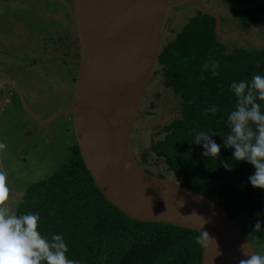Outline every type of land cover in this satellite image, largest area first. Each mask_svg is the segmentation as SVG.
<instances>
[{
    "label": "trees",
    "instance_id": "1",
    "mask_svg": "<svg viewBox=\"0 0 264 264\" xmlns=\"http://www.w3.org/2000/svg\"><path fill=\"white\" fill-rule=\"evenodd\" d=\"M223 1L241 5L261 1L238 11L243 28L256 23L264 12V0ZM158 60L165 87L179 95L180 118L163 128L161 139L151 141L149 152L155 161L162 159L165 172L178 183L207 196L230 219L252 232L256 219L264 222V190L248 183L252 167L231 161L232 150L222 144L220 156L234 163L232 171H225L217 160L201 155L203 149L193 144V135L194 131L215 133L212 139L222 143L229 131L227 115L236 104L230 85L250 81L253 74L264 75V48L241 45L227 51L214 33V20L198 12ZM213 60L219 65L215 75L206 69ZM260 103L264 111V102ZM212 106L218 108L215 114L205 111ZM140 162L148 165L149 157L143 154ZM159 173L156 175L162 177ZM16 212L38 214L40 233L47 239L61 235L68 258L78 264H200L201 237L197 232L126 217L96 189L76 144L69 147L68 157L58 170L29 185ZM241 217H245L244 222Z\"/></svg>",
    "mask_w": 264,
    "mask_h": 264
},
{
    "label": "water",
    "instance_id": "2",
    "mask_svg": "<svg viewBox=\"0 0 264 264\" xmlns=\"http://www.w3.org/2000/svg\"><path fill=\"white\" fill-rule=\"evenodd\" d=\"M189 3L214 20L217 37L247 40L264 48L263 40L247 32L221 30V13L198 0H70L78 50L69 105L38 121L19 90H14L37 122L47 124L62 115L70 119L81 161L107 203L133 221L197 232L200 264H238L246 258L239 251L242 243L248 241L256 253L248 234L210 198L175 179L147 172L130 152L141 107L161 66L158 59L167 17ZM7 94L2 95L0 106Z\"/></svg>",
    "mask_w": 264,
    "mask_h": 264
},
{
    "label": "rangeland",
    "instance_id": "3",
    "mask_svg": "<svg viewBox=\"0 0 264 264\" xmlns=\"http://www.w3.org/2000/svg\"><path fill=\"white\" fill-rule=\"evenodd\" d=\"M5 1L12 3L13 7L16 5V14L19 20L14 19L17 21V28L13 31L12 24L6 22V18L9 17L8 6H5L3 9L1 7V3H5ZM14 1L20 3L25 2V0H0V16L4 23V26L0 28V77L3 71L4 77H8L9 80H15L16 77L25 79L23 85L29 93L23 90L22 94L25 103L27 101L29 104L30 111L34 110L37 113L41 112V115H44L47 111L49 113L52 112L53 115L57 114L62 111L61 105H67L70 99V96L69 99L63 98L62 88L59 87L63 86L64 82L69 86L70 83L72 84L77 63L76 51L78 47L73 31L70 0H58L62 1L61 4L52 0H27L28 4L25 9H20L17 3H13ZM188 5L185 4L181 7L191 10V6L189 5V7ZM181 7L176 8L177 10H173L174 14H172L173 16L170 20V22L173 21V23L168 22L167 25H165L162 37L163 49L170 41L175 39L176 34L189 19V13L186 15H182L181 12L178 13ZM173 11L171 12L173 13ZM193 12L194 11H192L191 15ZM234 15L235 12L231 14V16ZM229 17L228 15L222 17L221 30H223L225 22ZM17 29L20 30L19 33ZM219 39L220 42L226 46L227 51L231 52L232 49L236 48V39ZM1 42L4 48H2ZM243 42V46H254L247 40H243ZM6 58L8 61L12 60L13 65L4 69L5 66L8 65L3 64ZM17 64L20 66L17 67ZM161 69L162 67L158 66L156 75L151 82L150 89H152V87L157 89V86L161 85L160 78L163 77ZM46 80L47 82L45 83ZM36 81H38L37 84H35ZM32 84L36 87H33ZM32 89L34 90V95H37L40 91L41 93L39 94L42 96L39 98H37V96L36 98H32ZM168 89L169 92L172 91L171 88ZM54 91L55 95L52 94ZM174 95L176 97L179 96L176 94ZM46 100L49 102L50 108L48 110L45 107V104L48 103L45 102ZM14 102V105L17 104V108H15L11 115L9 116L8 113L3 117L2 115L0 116V143L9 145V151L14 153H3L4 150L0 149V170L6 173L9 198L12 197L13 200L20 201L21 195H24L29 185L43 181L64 164L69 154L68 146L71 143L72 130L70 129L71 122L69 118L62 115L56 118L53 123L47 127L53 142L50 139L49 143L47 142L48 144L46 142L43 144V139L33 136L34 140L27 138L25 143V145L31 146L21 149L17 146V141L24 143V139H22L23 130L20 128L24 125V120L28 118H26L27 115L21 105L19 96L15 98ZM180 102L181 101L177 100V98L173 100L172 113H170L172 118H180ZM177 109H179V114ZM167 117L168 115H165V118ZM162 120L163 119H159L157 123L161 124ZM163 124L167 125L168 123L166 124V122H164ZM33 133H35L34 129ZM163 133L162 131L160 137H157L156 140L161 139L164 135ZM147 142L146 137H144L143 140L141 139L140 142L141 147L144 149L143 154L149 157V164L144 166L146 171L153 174H158L159 171L160 176L173 179V176L169 172H165L162 159L155 161L154 155L149 152V149H145L144 146ZM135 143L136 139L134 136L130 152L132 155L134 153V155L137 156L135 154ZM24 150L26 152H24ZM241 218L240 220L244 222L245 217ZM236 224L244 233L248 234L251 244L254 250L257 251V254H264V232H248L246 230L247 227L242 225L241 222L237 221Z\"/></svg>",
    "mask_w": 264,
    "mask_h": 264
},
{
    "label": "clouds",
    "instance_id": "4",
    "mask_svg": "<svg viewBox=\"0 0 264 264\" xmlns=\"http://www.w3.org/2000/svg\"><path fill=\"white\" fill-rule=\"evenodd\" d=\"M218 66L213 60L206 69L210 68L215 75ZM230 89L236 104L227 115L229 131L222 143L218 145L212 139L215 133L194 131L193 144L202 147L201 155L217 160L225 171H232L234 163L220 156L221 145L231 149V161L252 167L248 183L254 189L264 190V111L260 103L264 102V75L253 74L250 81H233ZM205 111L215 114L218 108L212 106ZM6 180V173L0 170V264H78L68 258V247L61 235L54 234L47 239L40 233L38 214H17L16 201L9 198ZM262 223L256 219L252 231L264 232ZM239 251L246 258L238 264H264V254L251 252L248 241L239 246Z\"/></svg>",
    "mask_w": 264,
    "mask_h": 264
},
{
    "label": "flooded vegetation",
    "instance_id": "5",
    "mask_svg": "<svg viewBox=\"0 0 264 264\" xmlns=\"http://www.w3.org/2000/svg\"><path fill=\"white\" fill-rule=\"evenodd\" d=\"M52 1H57L59 4H61L62 3V1H58V0H52ZM66 1V0H65ZM170 1H173V0H170ZM198 1H200L204 6H206V7H208V8H210V9H212V10H215L217 13H221V17H220V21H221V23H222V17L223 16H225V15H228V20L225 22V26H224V28H223V31H231V32H235V33H243V32H247V33H249L250 35H252V36H254V37H256V38H258V39H260V37H263L264 36V32L263 31H261V32H256V31H251L250 29H251V27L253 26V25H251L250 27H248V28H243L242 26H241V23H240V21H239V23H240V28H241V30L242 31H240V32H238L239 30L237 29V26H235V24H234V20H235V17H237L238 18V15H237V12L240 10V9H236L235 8V6H236V4H227L226 2H224L223 0H198ZM254 2H259V3H261V1H254ZM13 3H17V6H19V8L20 9H25L26 8V6H27V0H25V2H13ZM253 3V2H252ZM251 4V3H250ZM1 7H2V9L5 7V6H8V11H9V13H8V16L9 17H7L6 18V22H8V23H11L12 24V26H13V29H12V31L15 29V26H16V24H17V21L16 20H19V18H18V16H17V14H16V8H15V6L13 7V4L12 3H10V2H8V1H5V3H1ZM186 5H188V4H186ZM189 5L191 6V10L192 11H194L193 12V14L191 15V13H192V11L191 10H189V9H185V8H183V7H181L180 8V10L178 11V13L179 12H181L182 13V15H186V14H188L189 13V18H191V17H193L194 15H196L198 12H200V11H198V9H197V7L196 6H194L193 4H190L189 3ZM188 5V6H189ZM189 6V7H190ZM12 7H13V9H12ZM18 9V8H17ZM20 9H19V11H20ZM184 9H185V11H184ZM177 10V9H176ZM233 12H235V15L234 16H231V14L233 13ZM18 13V12H17ZM175 13H177V12H175ZM172 14H174V11H173V13L171 12L170 14H169V17H167V23L168 22H170V20L172 19ZM12 15V16H11ZM40 15H42V14H40ZM51 15V14H50ZM45 17V16H44ZM14 19H16V20H14ZM0 20H2L1 19V16H0ZM172 23H173V21H171ZM170 22V23H171ZM167 23L165 24V25H167ZM237 24V23H236ZM1 28V27H0ZM73 31H74V28H73ZM227 39V38H226ZM232 39V38H231ZM232 40H235V39H232ZM236 41V43H235V45H236V48H238V46H241V45H243V40H235ZM42 62V61H41ZM4 64V63H3ZM31 65H34V64H31ZM8 65H6L5 66V68L7 69L8 67H7ZM2 67V66H1ZM40 67V66H39ZM2 71V70H1ZM19 73V72H18ZM73 78H74V76H73ZM11 80V81H10ZM8 79V77H4V75H3V71H2V75H1V81L4 83H2L1 81H0V100H1V97H2V95L5 93V91H8V94H7V97H6V99H5V101H4V103L0 106V116L2 115V117L3 116H5V115H7L8 113H9V116L11 115V113L15 110V108H17V104H15L14 105V100H15V98H17V93H16V91L14 90V88H16V89H18V87H19V85H18V82H16L14 79ZM14 81V82H13ZM11 83V84H10ZM72 83H73V79H72ZM71 84V83H70ZM17 86V87H16ZM19 90V89H18ZM19 92L21 93V95H22V97H23V99H24V96H23V94H22V92H21V90H19ZM36 98V97H35ZM24 101H25V99H24ZM45 102H48V100H46ZM26 104H27V106H28V108H29V104L27 103V101H26ZM45 104V103H44ZM69 105V102H68V104L67 105H61L62 106V108L64 109V108H66L67 106ZM19 106V105H18ZM45 107L47 108V110L50 108L49 107V102L47 103V104H45ZM30 109V108H29ZM32 111V113L37 117V119H38V121H45V120H47L50 116H52L53 114H52V112L51 113H49L48 111V113L46 112V113H44V115H41L40 113H37L36 111H34V110H31ZM24 112L26 113V118H28V119H26V120H24V125L20 128L21 130H23V133H22V135H23V137H22V139H24V143H21L20 141H17V143H18V147L19 148H21V149H25L26 147H29V146H31V145H25V143H26V140H27V138H30L31 140H34V138H33V136H36V137H39L40 139H43V144H44V142H48L49 143V141H50V139L52 140V137L49 135V129H47V127L48 126H50L51 125V123H53V121L55 120H52V121H50V122H48L47 124H41V123H39V122H37L32 116H30L25 110H24ZM43 112V111H42ZM29 120V121H28ZM70 120V119H69ZM27 122V123H26ZM33 129L35 130V133H33ZM70 129H71V127H70ZM72 136V139H70L71 140V143H70V145L68 146V149H69V147L71 146V145H73V144H75V142H74V138H73V135H71ZM42 137V138H41ZM52 142H53V140H52ZM58 142V141H57ZM47 143V144H48ZM46 144V145H47ZM0 146H2V147H0V149H3L4 151H3V153H10V154H14V153H11L10 151H9V148H10V146L9 145H7V144H5V143H0ZM132 150V149H131ZM1 152V151H0ZM24 152H26L25 150H24ZM2 153V154H3ZM133 156H134V158L137 160V162L139 163V164H143V163H141L140 162V159L137 157V156H135L134 155V153H133ZM144 166H145V164H143ZM22 197H23V194L21 195V200L20 201H18V200H14V201H16V208H17V206H18V204L22 201ZM10 199H12L13 200V198L11 197ZM256 251V250H255ZM256 253H257V251H256Z\"/></svg>",
    "mask_w": 264,
    "mask_h": 264
},
{
    "label": "crops",
    "instance_id": "6",
    "mask_svg": "<svg viewBox=\"0 0 264 264\" xmlns=\"http://www.w3.org/2000/svg\"><path fill=\"white\" fill-rule=\"evenodd\" d=\"M237 15H238V12H237ZM234 24H235V26H237V29L239 30L238 32L242 31L240 28V23H239L237 17H235ZM3 26H4L3 20H0V27H3ZM15 28H17V26H15ZM250 30L256 31L257 33L260 31L264 32V12L259 14L258 21L253 24V26L251 27ZM17 32L19 33L20 30L17 29ZM260 40L264 41V36L260 37ZM1 44H2V42H1ZM2 48H4L3 44H2ZM4 64H8L7 67H11L13 65V61L12 60L8 61L6 58V60H4ZM19 66L20 65L17 64V67H19ZM4 69H6V68H4ZM0 79H1V77H0ZM24 80L25 79H19L18 77H16V79H15V81L18 82V85H19L18 89L21 90V92L24 90L25 92L29 93L28 90H26V88L23 85ZM46 82H47V80L45 81V83ZM160 82H161V85L160 86L158 85L157 89H155L153 87H152V89H149V93L146 96L145 101L141 107L139 119L137 120L136 125H135L134 130H133L132 142H133V139L135 136V139H136V143H135L136 152H135V154L137 155L138 158L140 157L139 159H141V157L143 155V150H144L140 144L141 139L143 140L144 137L147 138L148 142L144 147H145V149H149L151 141H157L156 140L157 137H160V133H162L163 128L166 126L163 123L166 122V124L167 123L169 124V122H172L173 120L178 119V117L172 118L170 116V113H172L171 111H172L173 100L175 98H177V100H180L179 96L176 97L172 91L169 92V89L167 87H165V85H164L163 77L160 78ZM37 83H38V81H36L35 84H37ZM41 84H43V83H41ZM32 85H33V87H36V86H34V84H32ZM71 85L72 84H70V86H69L66 82H64L63 86L59 87V88H62L63 98L69 99ZM37 86H39V85H37ZM33 91L34 90L32 89V91H31V97L32 98H34L36 96H37V98H39L40 96H42L41 94H39V93H41L40 91L37 95H34L35 93ZM52 94L55 95V91ZM46 97H49V96H46ZM171 100H172V102H171ZM61 108H62V106H61ZM179 109H177L178 114H179ZM165 115H168V117L165 118ZM159 119H163L161 124L157 123L159 121ZM153 123H155V124H153ZM132 142H131V144H132Z\"/></svg>",
    "mask_w": 264,
    "mask_h": 264
}]
</instances>
